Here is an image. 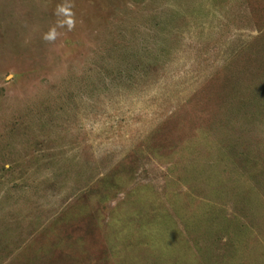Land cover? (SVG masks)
Instances as JSON below:
<instances>
[{
    "label": "rangeland",
    "instance_id": "obj_1",
    "mask_svg": "<svg viewBox=\"0 0 264 264\" xmlns=\"http://www.w3.org/2000/svg\"><path fill=\"white\" fill-rule=\"evenodd\" d=\"M0 264H264V0H0Z\"/></svg>",
    "mask_w": 264,
    "mask_h": 264
},
{
    "label": "clouds",
    "instance_id": "obj_2",
    "mask_svg": "<svg viewBox=\"0 0 264 264\" xmlns=\"http://www.w3.org/2000/svg\"><path fill=\"white\" fill-rule=\"evenodd\" d=\"M58 10L59 11H66V9H64V8H60ZM71 27H72V25H71V23H69V28H71ZM44 39H52V35L51 34L45 35Z\"/></svg>",
    "mask_w": 264,
    "mask_h": 264
}]
</instances>
